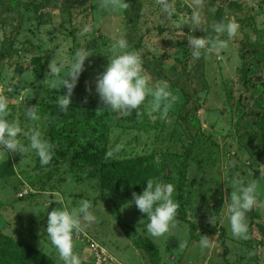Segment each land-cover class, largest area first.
Instances as JSON below:
<instances>
[{"label": "rangeland", "instance_id": "obj_1", "mask_svg": "<svg viewBox=\"0 0 264 264\" xmlns=\"http://www.w3.org/2000/svg\"><path fill=\"white\" fill-rule=\"evenodd\" d=\"M29 1L0 0V17L8 15L10 20L20 12L24 19L19 25L0 21V95L7 98L9 119L20 122L22 133L35 126L26 118V110L36 105L42 117L39 127L52 145V159L41 166L34 153L9 152L7 157L0 150V243L9 245L5 248L9 257L0 256V264H62L46 238L47 213L59 206L78 207L84 199L92 202L97 222L74 237L81 264H94L95 254L103 259L110 256L113 264L115 260L121 264H264V155L252 160L246 146L253 147L255 142L240 127L236 104L241 96L244 106H264V65L255 57L245 62V55H252V48L259 44L260 58H264V0H203L205 25L218 22L210 8L227 10L239 4L250 9L248 26L236 21L241 31L232 39L244 40L247 35L253 47L236 48L231 40L220 53L204 55V85L184 77L179 83L185 91L156 75L148 60L164 54L167 63L178 67L177 62L190 55L187 38L212 32L211 28L206 32L205 25L193 31L181 24L195 0H174L171 17L163 15L158 0H141L138 6L116 11H106L101 0H77L66 11L63 5L69 3L56 0V5L50 3L39 11L51 16L41 23L34 8L27 7ZM121 2L129 5L127 0ZM224 16V21L235 20L234 10ZM85 27L89 31L84 32ZM134 30L142 36L149 85L166 82L176 97L164 119L158 113L150 115L146 104L138 113L134 109L131 115L121 116L103 108L95 90L112 43L122 36L128 40L126 35ZM78 49L90 55L73 89L69 110L63 113L56 100L66 89L52 90L43 82L52 78L48 74L51 62L70 63ZM187 114L190 121L184 118ZM20 139L26 143L23 134ZM116 144L123 146L121 151L106 157ZM149 153L155 160L154 179L174 185L177 204L182 162L187 172L181 194L184 210L178 205L175 226L159 238L148 235L146 214L138 210L133 197L96 182L111 176V167L114 176L121 174L125 159ZM233 177L259 184L257 203L246 213L248 239L234 238L228 224ZM201 235L207 236L209 247H200Z\"/></svg>", "mask_w": 264, "mask_h": 264}, {"label": "clouds", "instance_id": "obj_2", "mask_svg": "<svg viewBox=\"0 0 264 264\" xmlns=\"http://www.w3.org/2000/svg\"><path fill=\"white\" fill-rule=\"evenodd\" d=\"M158 2L163 15L171 17L174 14V0H158ZM101 7L106 11H116L126 9L128 4L121 0H101ZM202 8L203 0H195L194 9L190 14L181 17V24L190 25L193 31L205 25ZM208 11L214 14L216 9L210 8ZM205 26V31L211 28L215 36L192 35L188 39L191 45L190 55L194 60L200 59L202 55L218 54L226 49L240 27L231 19ZM83 31L87 32L89 29L85 27ZM129 48L126 38L122 36L116 39L110 47L111 55H108V63L104 71L96 78L95 90L104 105L103 108L127 117L134 109L138 113L140 107L146 104L150 115L158 113L161 119L166 118L169 107L176 97L171 94L166 82L156 87L149 85L141 54ZM89 55L84 49H78L69 58L70 63L51 62L49 65L48 74L52 78L44 80L43 83L52 90H59L62 87L66 89L65 93L60 94L56 100L57 106L63 113L69 110L73 89L84 71V61ZM65 68H67L66 72H64ZM148 97L151 99L146 101ZM10 114L7 98L0 95V150L6 153L7 157L9 152L20 153L23 156L34 153L41 166L49 164L52 159V145L39 127L42 117L36 105L26 110V118L35 122L30 132L22 133L20 122L9 119ZM22 134L26 143L20 139ZM122 147L121 144H116L107 151L106 157H113ZM261 178H264V173ZM231 186L235 190L226 209L230 231L234 238L248 239L249 226L246 213L253 210L257 203L259 184L257 180L246 182L243 178L233 177ZM174 191L172 183L149 178L140 194L132 193L136 207L141 213L146 214L148 222L145 228L148 235L153 238L169 233L170 228L176 224L178 204L174 200ZM96 222L97 216L93 211V204L88 199L81 200L78 207L69 209L66 206H59L47 213L46 238L58 253L62 264H81V258L74 251V237ZM211 222L213 223L212 218ZM200 247H209L207 236L201 235Z\"/></svg>", "mask_w": 264, "mask_h": 264}, {"label": "trees", "instance_id": "obj_3", "mask_svg": "<svg viewBox=\"0 0 264 264\" xmlns=\"http://www.w3.org/2000/svg\"><path fill=\"white\" fill-rule=\"evenodd\" d=\"M56 0H31L29 3H27V7H33L36 16V21L38 23L45 22V17H48L49 14L47 15L46 13L41 14L39 11H41L42 8L44 7H49L48 5L53 3L52 5H56L55 2ZM74 1L77 0H64L62 3L66 4L67 2L69 3V6L63 5L68 11L70 8V5L74 3ZM129 2V9L131 6L139 5L141 3V0H127ZM40 2V3H39ZM235 5L234 8H227V10H221V7L218 6L216 7V15L217 21L223 20L225 17V14H232V11L234 10V17L235 21L239 22L240 25L243 26H248V12L250 9H245L244 7L240 6L239 4H233ZM227 7V5H226ZM230 9V10H228ZM136 12V11H135ZM5 13V12H4ZM3 13V14H4ZM13 17L8 18V15H3L0 17V21L2 20L3 22H8V21H16L18 25L24 20L22 14L20 12L18 14L13 13ZM129 15V14H128ZM19 16V17H18ZM134 16V12H133ZM136 18L138 19V13H135ZM51 17V16H49ZM129 20L132 18L131 14L128 16ZM131 22H134V20H130ZM241 31V28L238 30ZM134 34L128 36V43H129V50H134L137 51L141 54L142 58L144 59V64L145 60L147 59L146 52H143V46H142V36L138 35V32L134 30ZM215 36V33L210 32V33H202V34H197V37H202V36ZM245 36V37H244ZM244 40L240 39H232V42L236 48L239 47H244L245 45L253 47L252 41L248 39L247 35H244ZM7 41L8 38H5ZM189 39V38H187ZM257 39V38H255ZM7 42L4 43L6 45ZM245 44V45H244ZM261 44L258 46H255L252 48V55H245V62L249 61L250 58L253 59L254 57L257 58L260 62H258L260 65H264V58L261 60L260 58V53H261ZM8 48V47H7ZM259 55V56H258ZM203 56L198 59L194 60L191 55L184 57V59L179 60L177 63L179 64L178 67H173L169 63L166 62V57L164 54L154 57L149 61V64L151 66V70L155 72L156 75L163 77V80H165L167 83H174L175 85L181 90L185 91V86H183L180 82L181 78H192L195 83H200L201 85H204L205 80H202V74H203V69H204V62H203ZM190 61L192 63H190ZM248 63V62H247ZM143 64V66H144ZM168 64V65H167ZM173 65V64H172ZM146 66V65H145ZM191 66V67H190ZM156 69V70H154ZM190 69H192V75H189ZM243 98L239 96L237 100V107L240 112V116L238 118V121L240 122V127H245L244 131L245 133L251 135V139L255 142V145L252 147L246 146L250 150L249 154L252 156L253 161H258L263 155H264V106L260 109H253L252 107L244 106L245 103L242 101ZM199 106H194L193 108L195 111L197 110ZM191 108V109H193ZM189 111H186L185 113H188ZM238 112V113H239ZM188 116V121H190L192 118H189V115L187 114L184 118ZM187 121V120H186ZM187 121V122H188ZM256 129L257 132H251V130ZM154 155L151 153L149 154H144L135 159H125L123 163L120 164L122 167V172L121 174L114 176L113 171L115 168L111 167L113 169L111 171V176L106 177L105 179H101V182L97 180L96 182L100 185V187L105 188V189H110L112 191H116L119 193H122L123 195H129L131 197L132 193L135 192L137 194H140L141 191L144 188V183L146 182L147 179L149 178H154L155 173H154ZM112 163V162H111ZM120 170V171H121ZM186 178H187V172H186V165L185 162H182L180 165L179 169V175H178V205L179 208H181V211L183 209V199H182V190L185 187L186 184ZM141 190V191H139ZM133 199V198H132ZM195 229V226L193 227ZM193 236H195L194 231L192 232ZM199 238V237H197ZM3 246V249L0 251V256L2 257H9L8 253H5V248L9 247V245L6 242H1L0 243ZM23 259L24 257H20ZM30 259H26L25 261H29Z\"/></svg>", "mask_w": 264, "mask_h": 264}, {"label": "built area", "instance_id": "obj_4", "mask_svg": "<svg viewBox=\"0 0 264 264\" xmlns=\"http://www.w3.org/2000/svg\"><path fill=\"white\" fill-rule=\"evenodd\" d=\"M102 257L103 256H100L98 254L97 255L95 254V257H94L95 258V262H94V264H102V263H104V264H113V258H110V256H106L105 255V258L104 259ZM115 262H117V264H121L117 260H115Z\"/></svg>", "mask_w": 264, "mask_h": 264}]
</instances>
